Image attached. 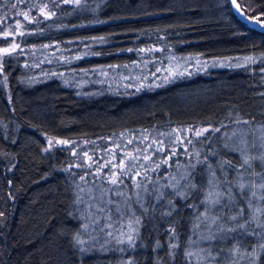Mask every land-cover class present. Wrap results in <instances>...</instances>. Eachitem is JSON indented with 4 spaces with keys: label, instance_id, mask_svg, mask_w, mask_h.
<instances>
[{
    "label": "trees",
    "instance_id": "1",
    "mask_svg": "<svg viewBox=\"0 0 264 264\" xmlns=\"http://www.w3.org/2000/svg\"><path fill=\"white\" fill-rule=\"evenodd\" d=\"M257 17L264 0H0V264H264L244 200L263 175L234 137L264 127ZM208 214L221 259L192 251Z\"/></svg>",
    "mask_w": 264,
    "mask_h": 264
},
{
    "label": "rangeland",
    "instance_id": "2",
    "mask_svg": "<svg viewBox=\"0 0 264 264\" xmlns=\"http://www.w3.org/2000/svg\"><path fill=\"white\" fill-rule=\"evenodd\" d=\"M173 68L174 66L171 67V70ZM234 137L235 139L239 137L237 140L242 146L241 151L243 159L248 160V164L245 165L249 167L251 171L257 176L263 175V178L259 177L257 180L250 181L246 185V192L244 194L245 203H247L248 206L252 209H250L252 213L248 216L257 221L258 218H256L255 216L252 217L251 215H253V212H255L257 213V216H259L264 209V199L261 198L264 197V188L260 187L261 184H264V127H257V129L254 130H252L251 128L240 127L234 131ZM109 179H115V175H113ZM253 192L256 193L255 196L252 195ZM205 216L206 220L209 223H206V226L210 230V235L213 234V236L210 237L212 240L209 241L210 238H208V233L205 236H201V242L198 241V237L195 238L193 242L194 247L192 248V251L194 254H198L196 255V259H221L220 251L214 250V247L212 248V246L216 244L214 240L217 238V236H215L214 233L211 231L216 229L215 227H213L216 218H214L210 214ZM102 228L104 229V226H102ZM133 230L134 229L132 228L129 229V234L131 237L135 233H133ZM90 233L92 236L90 237V240L84 239L82 241V246L88 249L93 248L94 245L97 243V241L95 240L98 234H96L92 230L90 231ZM105 236L109 238V233H106ZM97 245L99 248L103 247V243L101 242ZM241 254H245L244 259H253V252H241Z\"/></svg>",
    "mask_w": 264,
    "mask_h": 264
},
{
    "label": "snow or ice",
    "instance_id": "3",
    "mask_svg": "<svg viewBox=\"0 0 264 264\" xmlns=\"http://www.w3.org/2000/svg\"><path fill=\"white\" fill-rule=\"evenodd\" d=\"M65 2H67V0H65ZM77 2H78V0H77ZM257 22L260 23V24H264V20H260L259 17H257ZM3 51H4V52H8V49H3ZM203 131H204V132H207L208 129H204ZM215 131H219V129H215ZM201 134H202L201 132H196V135H197V136H199V135H201ZM244 164H248V160H247V159L244 160ZM115 182H116V181L114 180L113 183H115ZM240 187L243 188L244 186L241 185ZM260 187H261V188H264V184H261ZM252 195L255 196L256 193L253 192ZM261 198L264 199V197H261ZM206 199H209V198L206 197ZM210 202H211V203H217L218 200H216V201H210ZM233 219H234V218H233ZM129 241H131V238H129ZM173 247H175V245H174ZM262 247H264V245H262ZM189 255H192V254L189 253Z\"/></svg>",
    "mask_w": 264,
    "mask_h": 264
}]
</instances>
